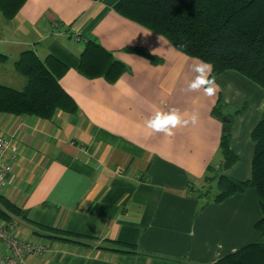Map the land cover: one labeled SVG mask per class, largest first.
Segmentation results:
<instances>
[{"label": "crops", "instance_id": "obj_1", "mask_svg": "<svg viewBox=\"0 0 264 264\" xmlns=\"http://www.w3.org/2000/svg\"><path fill=\"white\" fill-rule=\"evenodd\" d=\"M117 1L25 0L11 20L0 12V82L23 88L14 66L22 52L54 54L68 65L60 83L77 105L51 119L0 113V131L19 146L3 195L31 222L97 238L86 247L45 238L49 250L28 264H214L261 239L260 202L253 188L218 203L204 202L195 190L222 167L225 119L238 160L221 169L240 181L251 178V132L264 113V88L226 71L216 76V96L187 91L198 59L119 14ZM88 40L122 63L119 74L79 71ZM173 108L186 119L198 113V122L172 137L149 136L145 120ZM18 230L44 238L22 221ZM107 240L137 252L100 249Z\"/></svg>", "mask_w": 264, "mask_h": 264}, {"label": "trees", "instance_id": "obj_2", "mask_svg": "<svg viewBox=\"0 0 264 264\" xmlns=\"http://www.w3.org/2000/svg\"><path fill=\"white\" fill-rule=\"evenodd\" d=\"M24 1L0 0V12L5 19L11 20ZM115 8L125 18L163 35L182 53L211 62L215 77L226 71H236L264 88V0H118ZM14 66L25 78V85L17 89L0 82V113L51 119L58 110L70 113L77 110L75 101L60 83L68 65L59 57L48 54L41 59L35 51L26 50ZM122 67V63L113 61L112 54L100 44L92 40L86 42L79 64L83 75L114 77ZM214 112H221V103ZM226 125L231 127V120L224 121V127ZM230 136V131L224 132L221 139L223 169L238 160L231 148ZM251 139L254 143L251 178L240 181L222 172L217 181L219 193L207 203L222 202L234 194L255 189L262 210L255 229L261 239L214 264H264V113L252 130ZM0 217L22 221L32 227L33 234L52 241L86 247L97 239L31 222L24 217L23 209L2 193ZM99 248L118 254L137 252L136 246L117 240H107Z\"/></svg>", "mask_w": 264, "mask_h": 264}, {"label": "built area", "instance_id": "obj_3", "mask_svg": "<svg viewBox=\"0 0 264 264\" xmlns=\"http://www.w3.org/2000/svg\"><path fill=\"white\" fill-rule=\"evenodd\" d=\"M19 146L0 131V193L9 186L8 176L13 170V160ZM17 220H0V264H28L30 256H41L49 250L50 243L45 238H27L18 232Z\"/></svg>", "mask_w": 264, "mask_h": 264}, {"label": "clouds", "instance_id": "obj_4", "mask_svg": "<svg viewBox=\"0 0 264 264\" xmlns=\"http://www.w3.org/2000/svg\"><path fill=\"white\" fill-rule=\"evenodd\" d=\"M192 71L196 75L188 83L187 91L200 92L202 90L203 94L208 97H214L221 91V87L213 75L214 65L211 62L198 59L192 65ZM186 115L175 108L168 111L156 110L145 120L144 126L149 136L163 134L165 137H172L177 128L187 126L189 123L195 125L199 120L198 113L193 112L187 119Z\"/></svg>", "mask_w": 264, "mask_h": 264}, {"label": "rangeland", "instance_id": "obj_5", "mask_svg": "<svg viewBox=\"0 0 264 264\" xmlns=\"http://www.w3.org/2000/svg\"><path fill=\"white\" fill-rule=\"evenodd\" d=\"M221 168L222 167H213L207 179L203 182V184L199 188L195 190V194L198 196V198L202 199L204 202L211 200L218 195L219 191L217 188V181H218V177L223 172V169ZM4 218L6 220H13L8 217H4ZM5 219L0 217V220L2 221Z\"/></svg>", "mask_w": 264, "mask_h": 264}, {"label": "water", "instance_id": "obj_6", "mask_svg": "<svg viewBox=\"0 0 264 264\" xmlns=\"http://www.w3.org/2000/svg\"><path fill=\"white\" fill-rule=\"evenodd\" d=\"M224 121L227 123V122H228V119H225ZM223 131H224V132H229V131H230V127H228V125H226V126L223 128Z\"/></svg>", "mask_w": 264, "mask_h": 264}]
</instances>
